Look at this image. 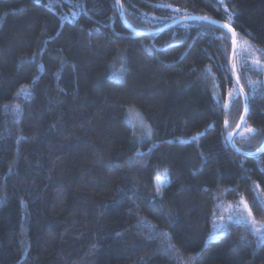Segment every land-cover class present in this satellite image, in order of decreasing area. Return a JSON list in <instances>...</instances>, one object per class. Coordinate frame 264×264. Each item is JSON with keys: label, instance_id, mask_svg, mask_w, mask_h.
I'll return each mask as SVG.
<instances>
[{"label": "trees", "instance_id": "obj_1", "mask_svg": "<svg viewBox=\"0 0 264 264\" xmlns=\"http://www.w3.org/2000/svg\"><path fill=\"white\" fill-rule=\"evenodd\" d=\"M120 1L137 31L197 16L249 40L262 67L236 54L248 111L234 143L257 152L264 0ZM230 55L206 22L133 34L115 0H0V264H264L244 223L210 238L228 205L264 223V151L227 142L243 111Z\"/></svg>", "mask_w": 264, "mask_h": 264}, {"label": "rangeland", "instance_id": "obj_2", "mask_svg": "<svg viewBox=\"0 0 264 264\" xmlns=\"http://www.w3.org/2000/svg\"><path fill=\"white\" fill-rule=\"evenodd\" d=\"M237 54L238 56H247L254 67H262V64L259 61V56L257 54L256 48L249 42L247 38L241 35H238L237 37ZM256 61H259V66L255 63ZM124 117L132 127L133 136L137 140L147 141L152 139L151 128L142 118L138 110L133 107H130L126 109ZM157 190H159L158 195H160L161 189L157 188ZM217 221H219V223L216 225V227H214L213 233L210 236V238L213 240L219 237L218 232L221 231L224 228V225L229 222L244 223L248 225L253 232H255L256 227H259L260 229L264 230V223L254 221L251 218L244 203H241L239 206L228 205L227 207H225V209H223L222 216Z\"/></svg>", "mask_w": 264, "mask_h": 264}, {"label": "water", "instance_id": "obj_3", "mask_svg": "<svg viewBox=\"0 0 264 264\" xmlns=\"http://www.w3.org/2000/svg\"><path fill=\"white\" fill-rule=\"evenodd\" d=\"M115 5H116V10H117V14L118 17L120 19V21L123 23V25L128 29L129 32L136 34V35H146V36H150V35H155L158 34L162 31L168 30L174 26L180 25V24H184V23H188L191 21H198V22H206L209 23L211 25L217 26V27H221L223 28L229 35L231 38V55H230V61H229V69H230V73L231 76L233 78V82L235 85V88L242 100L243 103V111L239 120L238 125H240V127H237L234 129V131L231 133V138L229 139V136L227 138V142L229 144V146L234 149L238 154L245 156V157H254L259 155L260 153H262L264 151V142L260 147V151H257L255 153H251V155H249V153L243 152L241 150H239L238 148H236L235 146V138L237 137V135L239 134V132L241 131L245 121H246V116H247V111H248V98L246 93L244 92L242 86L240 85V83H237V76H236V54H237V36H236V32L227 24L210 19V18H206L205 17H197V16H187V17H183V18H179L176 19L175 21L165 25L164 27H161L159 29H155V30H151V31H137L135 29H133L130 24L127 22L125 16H124V12L122 9V4L120 0H115ZM192 17H197L200 18L199 20H192ZM188 18V19H186ZM225 25H227L228 27H225ZM231 28L232 31L230 32L228 29ZM233 33H235V36H233ZM242 89V91H241Z\"/></svg>", "mask_w": 264, "mask_h": 264}, {"label": "snow or ice", "instance_id": "obj_4", "mask_svg": "<svg viewBox=\"0 0 264 264\" xmlns=\"http://www.w3.org/2000/svg\"><path fill=\"white\" fill-rule=\"evenodd\" d=\"M188 19V18H186ZM192 20H199L200 18H197V17H192L191 18ZM206 19V18H205ZM225 27H228L227 25H225ZM230 32L232 31L231 28L228 29ZM233 36H235V33H233ZM258 66H259V61H256L255 62ZM237 83H239V80H237ZM242 91V89H241ZM225 107H227V105H225ZM227 124V121L225 122ZM237 127H240V125H237ZM246 131L248 133H252L253 132V129L252 128H248L246 129ZM231 138V133H229V139ZM257 151H260V149L258 148ZM249 155H251V153H249ZM157 194H159V190H157ZM243 203V202H242ZM245 207H247V205H245ZM255 234H257L261 239H264V230L260 229L259 227H256L255 229Z\"/></svg>", "mask_w": 264, "mask_h": 264}]
</instances>
